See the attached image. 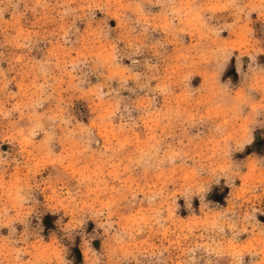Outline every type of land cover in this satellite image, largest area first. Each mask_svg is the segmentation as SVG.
I'll list each match as a JSON object with an SVG mask.
<instances>
[{"label":"clouds","instance_id":"obj_1","mask_svg":"<svg viewBox=\"0 0 264 264\" xmlns=\"http://www.w3.org/2000/svg\"><path fill=\"white\" fill-rule=\"evenodd\" d=\"M262 218L264 0H0V264H264Z\"/></svg>","mask_w":264,"mask_h":264},{"label":"rangeland","instance_id":"obj_2","mask_svg":"<svg viewBox=\"0 0 264 264\" xmlns=\"http://www.w3.org/2000/svg\"><path fill=\"white\" fill-rule=\"evenodd\" d=\"M232 73H234V68H231V67H230V69H229V73H228V74H232ZM260 145H261V141H260L259 138H258L257 144L254 145L253 147L259 149ZM225 191H227V190H225ZM215 199H217V200H221V197L216 196ZM52 219H53V218H52L51 216H47V217H45V225L48 226V227H51V223H50V222H51ZM262 219H264V218H262ZM74 252H75V254H76V256H77V260H78V261L81 260V259H82V256H81V254L79 253V250H78V249H74Z\"/></svg>","mask_w":264,"mask_h":264}]
</instances>
